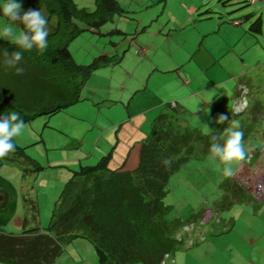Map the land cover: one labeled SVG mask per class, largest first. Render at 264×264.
Wrapping results in <instances>:
<instances>
[{
  "label": "rangeland",
  "instance_id": "rangeland-1",
  "mask_svg": "<svg viewBox=\"0 0 264 264\" xmlns=\"http://www.w3.org/2000/svg\"><path fill=\"white\" fill-rule=\"evenodd\" d=\"M73 1L88 10L95 7L94 0ZM5 2L0 0V29L9 24L2 13ZM18 2L24 4L26 0ZM118 2L124 9L121 15L115 14L99 29H83L68 44L78 63L113 53L111 63L92 72L79 101L55 114L36 116L15 138L44 167L36 171L33 163H27L25 166L34 170L24 175L20 162L0 166V175L17 191L16 208L2 231L19 233L23 226L34 224L35 205L40 208L37 222L45 226L70 169L77 167V158L94 146L101 129L127 118L129 111L148 109L159 99L176 100L180 108L186 106L193 113L185 110L186 122L206 133L216 127L219 114L232 112L231 99L239 102L245 97L250 104L241 117L251 121L256 116L259 123L264 119V0ZM248 13L252 14L246 17ZM258 15L262 32L254 34L248 25ZM114 28L123 33H108ZM13 29L16 34L22 32L19 23ZM206 87L209 106L203 96ZM255 103L263 105L259 112ZM159 108L152 109L151 117ZM124 127L126 132L121 131L119 136L126 143L132 138L133 126ZM260 141L255 136L251 144L255 147ZM122 142L123 153L130 149L124 168L132 169L137 164L139 143L131 146L130 140L123 146ZM123 158L122 154L114 156L109 167L118 168ZM222 179V165L209 157L190 159L170 177L164 196L171 205L167 217L180 219L188 227L179 248L165 264H264V200H251L244 191L242 203L222 208L218 186ZM0 191L1 198L4 190ZM207 209L216 210L211 221L205 219ZM19 219L23 223L25 219V224L18 226ZM191 240L196 243L191 245ZM56 262L100 264L93 246L83 238L68 243Z\"/></svg>",
  "mask_w": 264,
  "mask_h": 264
},
{
  "label": "trees",
  "instance_id": "trees-1",
  "mask_svg": "<svg viewBox=\"0 0 264 264\" xmlns=\"http://www.w3.org/2000/svg\"><path fill=\"white\" fill-rule=\"evenodd\" d=\"M94 5L93 10H88L78 7L73 0H26L22 4L25 11L41 9L48 16L49 45L43 54L35 48L25 51L18 65L25 71L17 75L14 68L8 69L3 64V51L11 54L20 49L14 42L0 38V116L15 111L26 123L38 115L49 116L62 111L81 99L85 81L94 70L111 63L113 53L99 54L88 63H78L68 44L83 29H99L115 14L124 12L118 0H94ZM20 27L24 31L22 24ZM248 29L254 34L262 32L260 15L249 23ZM115 32L123 33L118 28L108 33ZM255 105L259 112L258 108L263 105ZM184 113L169 102L162 106L139 141L138 160L132 169L109 167L111 152L95 162L70 169L45 226L38 224L40 208L35 205L34 224L23 226L19 233L2 231V225L11 219L16 208V188L0 175V186L4 190L0 198V261L57 264L56 259L64 247L83 238L93 246L100 264H165V256L173 254L182 243L187 225L180 219L167 217L171 209L164 201L168 181L190 159L209 157L212 137L222 135L229 126L227 121L217 123L212 131L205 133L189 125ZM241 115V112L227 114L229 121L240 122L247 156L251 154L255 158L261 149H249L248 141L257 135L260 123L256 116L249 121ZM14 143L15 151L0 159V166L20 162L24 175L26 171H39L44 167L26 153L24 146L15 140ZM169 158L172 164L166 168L163 161ZM27 163H33L35 168L26 167ZM218 186L222 190L221 197V193L218 196L225 209L242 202L243 192H247L232 176L223 175ZM248 196L254 199L249 193ZM195 243L191 240V245Z\"/></svg>",
  "mask_w": 264,
  "mask_h": 264
},
{
  "label": "clouds",
  "instance_id": "clouds-1",
  "mask_svg": "<svg viewBox=\"0 0 264 264\" xmlns=\"http://www.w3.org/2000/svg\"><path fill=\"white\" fill-rule=\"evenodd\" d=\"M249 1L254 2L255 0ZM2 13L7 17L9 24L0 29V38L8 40L11 43L14 42L16 48L20 49L11 54H9L7 50H4L3 64L8 69L14 68L17 75H23L25 69L18 65L24 58V52L31 51L35 48L40 54H43L48 48V38L50 36L49 18L41 9H28L25 11L18 0H6L2 6ZM17 23L22 24L24 27V31L19 34H16L13 29V25ZM225 121L229 123V126L224 129L222 135L212 137L209 147V158L218 160L222 165V174L225 177L232 176L237 182L242 184L253 197L249 186L235 176V170L238 167L251 166L250 164H253L255 158H252L251 154L247 156V149L243 140L244 133L240 130V122L232 119L229 121L227 115L221 114L216 123L220 124ZM26 127L25 121L21 118L20 114L15 111L0 116V159H3L15 151L16 145L14 140L22 134ZM163 163L166 168H170L172 160L171 158L165 159ZM234 164H237V166H235L233 171ZM254 199L258 201V199ZM211 210L212 209H210V211ZM212 213L214 214V210H212ZM205 215L208 219L211 218L210 214ZM187 227L188 225L184 226V228ZM165 257V259H167L169 256ZM164 263H166L165 260Z\"/></svg>",
  "mask_w": 264,
  "mask_h": 264
},
{
  "label": "crops",
  "instance_id": "crops-1",
  "mask_svg": "<svg viewBox=\"0 0 264 264\" xmlns=\"http://www.w3.org/2000/svg\"><path fill=\"white\" fill-rule=\"evenodd\" d=\"M182 82H186L187 83L189 81L188 80H183ZM209 87H206L204 89L205 93H207V94L204 93V95H203L204 96V99H207V101L205 102V100H204V102L208 106H209V103L211 104V102H210V92L208 91ZM232 98H233V96H232ZM235 100L236 99H231L232 108L229 109V111L232 110V112H234V113H239V112L243 113L247 109L248 105L250 104L249 99H246L245 97L244 98H241L240 97V99H238L239 102H235ZM158 102H159L158 104H155V105H153V106H151V107H149L148 109H145V110H141V111L134 112V113H131L129 111L128 112V115H127V118L122 119L121 121L117 122V124L112 123L109 126L110 127L109 129H107V128L106 129H101V133L98 135L97 140L94 143V146L88 152H86L85 155L79 156L77 158L78 159V162H76L77 163L76 166H78L79 164L87 163V162L88 163H91L96 158L100 157L101 155H104V154H106L108 152H111V157H110L109 163L114 158V156H117V155L122 154L124 156V158L121 161V164H119V165L124 167V164L126 162V158L129 156L130 149L127 152L125 151V153L122 152L123 147L120 146L121 145V142H122V138L119 136V133L121 131H123V134H124L126 132L125 131L126 128L124 126L126 124H128V125L130 124V125L133 126V131H131V137L132 138L131 139H127L126 138L127 139L126 143L125 142H122L123 144L125 143L123 146L129 145L130 140H131V143H132L131 146H134L136 143H139L140 139L148 131L149 122H150V120L152 118L151 117L152 111L155 110V109H157L158 107H160L159 108V110H160L162 108V106L166 103L163 99H159ZM169 103L171 105H174L176 108H179L180 110H182L184 112L187 109L186 106H182L183 108H180L179 107L180 102H178L176 100H172ZM219 104L220 105H223V102L220 101ZM229 105H227L226 108H228ZM147 110L149 111V113L146 112ZM188 113L189 114H193L191 112H188ZM219 115H221V114H219ZM258 130L259 131H258L257 135H255V136L256 137H259V139L261 141L259 142V144L257 146L254 147L251 144V141L255 137V136H253L248 141V146H249V149H253V148L256 149V148L259 147L258 149H262L261 152L259 153V155H257L255 157V161H253V164L248 163V164L251 165V166H249L250 168L249 167H244V168L238 167L235 170V176L240 181H243V182H244V180H246L247 178H249L248 176H250L251 173H252V175L255 174V173L260 174L259 172L260 171H263V169H264V119L261 121ZM128 133H129V131H128ZM138 147H139V144H138ZM72 167H75V166H72ZM252 169H254V170H252ZM16 201H17V191H16ZM205 214H210L211 215L210 216L211 217L210 221L215 216V213L213 214L212 213V210L210 211V209H207L206 212H205ZM205 214H204V216H205ZM22 218H24V216ZM205 219L207 220L208 217H206ZM21 222H22L21 219H19L17 221V225L18 226L19 225L22 226L23 225L22 224L23 222L22 223ZM208 231H209V229H207L206 232H208Z\"/></svg>",
  "mask_w": 264,
  "mask_h": 264
},
{
  "label": "built area",
  "instance_id": "built-area-1",
  "mask_svg": "<svg viewBox=\"0 0 264 264\" xmlns=\"http://www.w3.org/2000/svg\"><path fill=\"white\" fill-rule=\"evenodd\" d=\"M259 173L260 174L255 173L253 175L251 173V175L248 176L249 178L244 180V183L249 186L250 192L252 193L254 198L262 200L264 199V169Z\"/></svg>",
  "mask_w": 264,
  "mask_h": 264
}]
</instances>
